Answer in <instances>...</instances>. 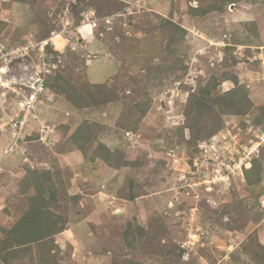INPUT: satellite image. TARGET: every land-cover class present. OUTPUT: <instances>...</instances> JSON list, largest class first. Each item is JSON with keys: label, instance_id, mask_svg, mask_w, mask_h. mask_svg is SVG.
<instances>
[{"label": "rangeland", "instance_id": "1", "mask_svg": "<svg viewBox=\"0 0 264 264\" xmlns=\"http://www.w3.org/2000/svg\"><path fill=\"white\" fill-rule=\"evenodd\" d=\"M0 44V264H264V0H0Z\"/></svg>", "mask_w": 264, "mask_h": 264}, {"label": "built area", "instance_id": "2", "mask_svg": "<svg viewBox=\"0 0 264 264\" xmlns=\"http://www.w3.org/2000/svg\"><path fill=\"white\" fill-rule=\"evenodd\" d=\"M44 46V45H43ZM22 50L20 49V47H15L12 48L10 50H7L6 47L2 44H0V61L3 60L7 63H9L10 59H8V56L12 53H16L18 54V56L23 55V53L21 52ZM7 68V66L5 67ZM3 68L0 69V72H2ZM49 64L47 62H43V67L41 68V71L38 72L37 74L34 73V75H32V79H29L30 83L29 84H25V88L24 87H19L18 90L16 91L15 96L17 97V103L20 106V113L25 112V114L32 109V112H36L34 109V106L37 102H41L42 98H40V96L43 95L44 93V89L47 88L48 91V95L51 94L50 89L48 86L44 87L45 84V74L49 73ZM47 95V98H48ZM19 115V114H18ZM24 116L22 117V115H19V118H16V121L13 123V126H16L17 124H21L20 121H23ZM43 127V126H42ZM46 130L41 128V130H44L45 133L43 135V137H41V134L39 133V140L42 141H46L45 137L48 139L49 138V131L51 130L50 126H46ZM17 128V132L21 133V128L20 127H15ZM47 133V135H46ZM47 142V141H46ZM242 159V158H241ZM222 167L219 169L218 171V177H220V179L222 180H226L229 178V174L236 172V169H240V165H242L241 160L239 161V165L236 166V163H232L233 167H231L229 164H226L224 162H221ZM226 164V165H225ZM229 167V168H227ZM225 169V170H224ZM229 171V172H228ZM189 236L194 240L196 238V234H189ZM191 240V241H193Z\"/></svg>", "mask_w": 264, "mask_h": 264}, {"label": "crops", "instance_id": "3", "mask_svg": "<svg viewBox=\"0 0 264 264\" xmlns=\"http://www.w3.org/2000/svg\"><path fill=\"white\" fill-rule=\"evenodd\" d=\"M254 70V73L256 72L255 71V69H253ZM263 77H264V74L262 75ZM57 134V132H55V135H54V137H53V140H55L56 139V136H58V134ZM42 144V143H41ZM44 145V144H43ZM44 147H46V145L44 146ZM51 152H54V150H52L51 149ZM130 152V151H129ZM128 152V153H129ZM72 155L73 156H75L73 153H72ZM83 155V154H82ZM76 157V156H75ZM126 157V156H125ZM17 158H19V156L17 157ZM94 158L97 160V161H100L99 162V165L104 169L103 170V172H100V173H98V176H97V181L96 182H94L92 179H93V174L92 173H94L95 171H93L92 169H90V168H88V164H85L86 163V159H85V157H84V155H83V157L81 156L80 158H79V160H76V159H73L74 160V164L72 165V166H70L71 167V170H72V172L75 170V168H77V166H78V168H79V166H81V165H83V164H85L84 165V167H85V172H87V175H83V176H78L79 178L78 179H76L75 177H76V175L78 174V173H75V172H71V174L69 175V179H70V181H69V183H70V187H72V189H76V190H81L80 188H79V186H78V184H79V182H85L86 180H88V177H90V181L92 182V187H94L95 185H99V186H101V188L103 189V190H106V188H107V186L108 185H112L114 182H116L117 181V179H113V176H112V174H111V172H110V166L106 163L107 161H106V159L104 160L103 158H102V156H100V155H98V154H94ZM128 159H130V158H128V156H127V158H125V160H127L128 161ZM56 160H57V162H58V159H57V156H56ZM21 161H22V159H21ZM38 163L40 162L39 160L37 161ZM25 162H23V165L25 166V164H24ZM41 164V163H40ZM61 164V163H60ZM17 165V164H16ZM29 166V165H28ZM123 167H125L124 165H122ZM58 170H60L61 169V167L58 165ZM91 170V171H90ZM68 173H69V171L68 170H66ZM79 175V174H78ZM55 180V178H53V181ZM67 183V182H66ZM54 185H56V182H54ZM82 192V191H81ZM106 192V191H105ZM103 195H105V194H103ZM107 195V194H106ZM92 197H94V195L92 196ZM121 200H124V199H121Z\"/></svg>", "mask_w": 264, "mask_h": 264}, {"label": "trees", "instance_id": "4", "mask_svg": "<svg viewBox=\"0 0 264 264\" xmlns=\"http://www.w3.org/2000/svg\"><path fill=\"white\" fill-rule=\"evenodd\" d=\"M235 63H237V61H235ZM234 75H236V74H234ZM231 78L233 80L232 81L233 84L234 85L235 84L238 85L236 76H233L232 75ZM209 86L210 85L207 86L205 93H207V90L210 89ZM233 89H235V88H233ZM237 94L238 95H233L232 96V99H231L232 102H231V104L232 105H237L236 109H238L239 114H245L248 111L247 110V107L249 106L250 100L248 99V96L246 94L245 95H242V96H241L240 93H237Z\"/></svg>", "mask_w": 264, "mask_h": 264}, {"label": "clouds", "instance_id": "5", "mask_svg": "<svg viewBox=\"0 0 264 264\" xmlns=\"http://www.w3.org/2000/svg\"><path fill=\"white\" fill-rule=\"evenodd\" d=\"M51 135H52V134H51ZM51 135H50V136H51ZM53 135H55V132H54ZM52 139H53V138H52ZM38 140H39V139H38ZM39 141H40L42 144H44V145H46V146H49L48 143H47L46 141H42V140H39Z\"/></svg>", "mask_w": 264, "mask_h": 264}]
</instances>
